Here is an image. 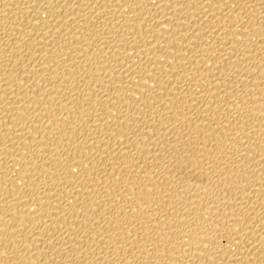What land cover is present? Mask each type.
<instances>
[{
    "label": "bare ground",
    "instance_id": "6f19581e",
    "mask_svg": "<svg viewBox=\"0 0 264 264\" xmlns=\"http://www.w3.org/2000/svg\"><path fill=\"white\" fill-rule=\"evenodd\" d=\"M0 264H264V0H0Z\"/></svg>",
    "mask_w": 264,
    "mask_h": 264
}]
</instances>
